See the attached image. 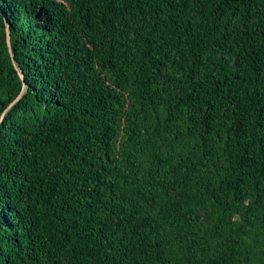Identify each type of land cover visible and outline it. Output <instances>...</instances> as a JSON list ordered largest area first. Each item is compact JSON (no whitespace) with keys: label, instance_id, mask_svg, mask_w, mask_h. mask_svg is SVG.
Wrapping results in <instances>:
<instances>
[{"label":"trees","instance_id":"16d2710c","mask_svg":"<svg viewBox=\"0 0 264 264\" xmlns=\"http://www.w3.org/2000/svg\"><path fill=\"white\" fill-rule=\"evenodd\" d=\"M0 119V264H264V0H0Z\"/></svg>","mask_w":264,"mask_h":264},{"label":"water","instance_id":"95a60500","mask_svg":"<svg viewBox=\"0 0 264 264\" xmlns=\"http://www.w3.org/2000/svg\"><path fill=\"white\" fill-rule=\"evenodd\" d=\"M6 41H7V45H8V49H9V52H10V56L12 58V62L16 68V70L19 71V69L17 68V64L15 63L14 59H13V54L11 53V50H10V41H9V28L6 27ZM19 74V77L21 78L22 80V74H21V71L18 72ZM23 92L24 90L22 89L21 92L19 93V95L16 97V99L12 102V104L10 106H12L14 103H16L23 95ZM1 120V119H0Z\"/></svg>","mask_w":264,"mask_h":264}]
</instances>
